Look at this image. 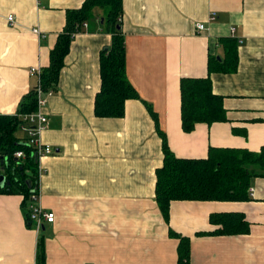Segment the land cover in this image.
Masks as SVG:
<instances>
[{
  "label": "crops",
  "instance_id": "1",
  "mask_svg": "<svg viewBox=\"0 0 264 264\" xmlns=\"http://www.w3.org/2000/svg\"><path fill=\"white\" fill-rule=\"evenodd\" d=\"M85 1L0 0V115L16 114L37 88L30 69L49 65L66 12ZM94 15L73 37L56 88L40 109L47 119L40 142L53 153L36 159L38 204L55 220L36 230L26 222L23 194L0 193V264H37L40 246L44 264H177L179 241L170 231L189 238V264H264V176L251 180L250 200L174 201L164 221L155 200L161 138L143 104L156 114L177 158H206L209 147L259 152L264 0H123L125 72L139 100L125 101L121 118L94 114L100 52L112 39L102 13ZM198 23L204 30L195 29ZM229 40L234 69L210 74L226 121L184 133L180 80L206 78L210 57L230 69ZM16 134L27 138L21 125ZM219 214L241 216L248 231L198 235L220 229L210 222Z\"/></svg>",
  "mask_w": 264,
  "mask_h": 264
},
{
  "label": "trees",
  "instance_id": "2",
  "mask_svg": "<svg viewBox=\"0 0 264 264\" xmlns=\"http://www.w3.org/2000/svg\"><path fill=\"white\" fill-rule=\"evenodd\" d=\"M96 9L102 13L101 18L104 19L102 25H106L112 39L110 45L100 52V89L95 95L94 114L102 118H121L124 116L125 101L139 100L138 94L126 77L124 40L121 30L117 28L120 26L119 20L123 13V0H86L79 9L66 12L65 26L50 51L49 65L40 71L39 88L42 93H48L56 88L63 60L69 52L73 37L82 31L81 26L84 22L88 24L94 19ZM229 43L226 54L231 60L230 69L210 57L206 78L180 80V119L184 133L192 132L200 123L211 125L226 121L222 98L213 93L210 74L234 69L237 63L234 42L229 40ZM143 104L161 138L163 160L162 166L155 173V200L165 222L168 221L170 204L174 201L250 200L248 188L251 180L264 176V147L257 153L243 149L209 147L206 158H177L168 147L166 135L159 127L156 114L146 102ZM36 109L37 88H34L19 103L16 114L0 115V154L6 153L4 175L9 183L0 189V193L23 194L26 222L33 228L34 223L30 219L29 210L30 195L31 191L38 189L40 172L34 156L35 150L27 146L26 139L19 138L16 133L19 126L24 123L20 116L35 112ZM16 151H23L25 157L16 159L14 157ZM210 222L221 224V228L198 235H235L248 231L243 218L235 214L210 215ZM170 235L179 241L177 264H189V238L171 231ZM44 263L45 254L40 246L37 264Z\"/></svg>",
  "mask_w": 264,
  "mask_h": 264
},
{
  "label": "built area",
  "instance_id": "3",
  "mask_svg": "<svg viewBox=\"0 0 264 264\" xmlns=\"http://www.w3.org/2000/svg\"><path fill=\"white\" fill-rule=\"evenodd\" d=\"M213 19V18H211ZM7 21L9 23H12V17H7ZM87 24L84 23L83 27H86ZM80 27V25H79ZM195 29L197 31L204 30V25L202 23H198L195 26ZM36 34H39L37 30L33 31ZM231 33H233V29H231ZM41 69L38 68H31L30 73L33 75H37L39 77ZM39 81V80H38ZM52 94V91H49L46 95L45 93H42L39 88V82L37 87V109L35 112H32L30 114L22 115L20 118L23 120V124L21 125L22 130L26 132V145L33 148L35 150L34 156L36 158H40L45 155H50L53 153L52 149L47 146L43 145L40 142V133L44 129L45 125L47 124L46 117L40 112V109L45 105L46 103V97L50 96ZM14 157L16 159H23L25 157V154L23 151H16L14 153ZM252 189H249V194L252 195ZM30 201L31 204L29 205L30 210V219L34 223V228L36 230H40V228L43 227L44 223H53L55 220L54 213L46 212L44 211L41 206L38 204L39 202V193L38 189L37 191L33 190L31 191L30 195Z\"/></svg>",
  "mask_w": 264,
  "mask_h": 264
},
{
  "label": "water",
  "instance_id": "4",
  "mask_svg": "<svg viewBox=\"0 0 264 264\" xmlns=\"http://www.w3.org/2000/svg\"><path fill=\"white\" fill-rule=\"evenodd\" d=\"M103 20H101L102 22ZM117 28L119 29V26H117ZM35 159L36 156H35ZM7 164V158H6V153L2 152L0 154V172H2V174H0V189L4 188L6 185H9V183L6 181V176L4 175V169L5 166Z\"/></svg>",
  "mask_w": 264,
  "mask_h": 264
}]
</instances>
